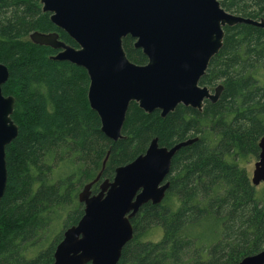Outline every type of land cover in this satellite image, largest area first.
<instances>
[{
    "label": "trees",
    "instance_id": "16d2710c",
    "mask_svg": "<svg viewBox=\"0 0 264 264\" xmlns=\"http://www.w3.org/2000/svg\"><path fill=\"white\" fill-rule=\"evenodd\" d=\"M233 14L264 19V0H219ZM220 50L199 84L222 86L200 111L177 105L165 117L128 106L122 139H108L87 101L86 71L50 58L34 44V31L57 32L39 0H0V63L8 70L4 96L14 98L17 136L5 148L7 181L0 201V264H51L65 228L83 214L82 187L111 180L116 167L159 146L197 137L174 154L160 204L147 202L130 219L133 238L117 264H236L264 248V184L252 185L246 166L257 159L264 135V28L238 23L223 28ZM126 36L129 60L146 56ZM259 184V185H260ZM161 229L157 240L140 233ZM89 264V263H87Z\"/></svg>",
    "mask_w": 264,
    "mask_h": 264
},
{
    "label": "water",
    "instance_id": "95a60500",
    "mask_svg": "<svg viewBox=\"0 0 264 264\" xmlns=\"http://www.w3.org/2000/svg\"><path fill=\"white\" fill-rule=\"evenodd\" d=\"M41 11L75 46L59 39L57 32L34 31L29 39L56 52L53 60L82 67L89 83L87 101L97 114L101 132L110 140L122 139L128 106L137 104L145 113L161 117L179 104L200 111L204 101L214 102L221 85L209 89L199 84L210 59L222 46L225 26L238 23L264 28L259 20L230 13L219 0H40ZM134 39V47L146 56L144 64L129 60L122 39ZM0 63V201L7 181L5 148L18 133L12 121L14 98L4 96L8 78ZM197 137L159 146L157 138L146 150L114 170L96 193L97 177L78 193L83 214L65 228L56 244L51 264H117L122 248L133 238L130 219L150 202L160 204L169 186L167 175L174 154ZM251 172L254 186L264 184V135ZM236 264H264V248Z\"/></svg>",
    "mask_w": 264,
    "mask_h": 264
},
{
    "label": "rangeland",
    "instance_id": "374dc122",
    "mask_svg": "<svg viewBox=\"0 0 264 264\" xmlns=\"http://www.w3.org/2000/svg\"><path fill=\"white\" fill-rule=\"evenodd\" d=\"M39 4L41 5L40 3V0H39ZM257 159H252L251 162L249 164H247L246 168L247 170L249 171V174L251 176V172L253 170V165H254V162L256 161ZM262 184L258 185L257 188H260ZM161 235V229L160 228H157V227H153L150 231H144V232H141L140 233V239L142 240H146V239H151V240H157L159 238V236Z\"/></svg>",
    "mask_w": 264,
    "mask_h": 264
},
{
    "label": "flooded vegetation",
    "instance_id": "af4514ba",
    "mask_svg": "<svg viewBox=\"0 0 264 264\" xmlns=\"http://www.w3.org/2000/svg\"><path fill=\"white\" fill-rule=\"evenodd\" d=\"M56 52V51H55ZM94 184V183H93ZM168 189V188H167ZM92 192V191H91ZM166 192H167V190H166ZM96 193V192H95Z\"/></svg>",
    "mask_w": 264,
    "mask_h": 264
}]
</instances>
